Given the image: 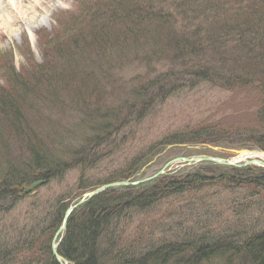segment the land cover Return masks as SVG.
<instances>
[{
  "label": "trees",
  "instance_id": "obj_1",
  "mask_svg": "<svg viewBox=\"0 0 264 264\" xmlns=\"http://www.w3.org/2000/svg\"><path fill=\"white\" fill-rule=\"evenodd\" d=\"M177 20L195 31L201 28L198 24H206L209 43L195 40L194 33L171 35L178 30ZM72 21L69 29L68 23L61 24V33L40 41L46 56L41 65L25 55L24 72L34 74L29 80L11 93L0 88V264H57L50 245L66 208L100 185L135 179L169 146L206 140L228 149L264 150V111L255 113V123L244 128L226 119L223 129L207 115L150 140L135 133L177 95L207 86L229 93L237 82L233 74L217 78L207 63L198 62L151 78L124 82L120 75L128 62L144 65L142 58L152 52L146 50L150 36L165 44L146 69L154 65L151 62H161L166 51L185 62L209 47L242 53V62L238 56L232 58L246 69L264 63V0H91ZM141 35L140 44L131 41ZM255 46L261 57L250 55ZM60 48L102 54V59L91 64L82 59L87 66L80 63L64 73L40 75L61 57ZM56 99L66 100L65 106L75 110V123L44 116L42 110L54 107ZM263 103L264 90L259 105ZM115 152L120 162L107 161L104 166L119 168L86 176L101 171V160ZM204 164L220 179L164 174L95 196L70 215L57 253L71 264H264V169ZM72 171L78 173L77 182L60 198L48 200L51 181H62ZM35 181H42L45 190L24 195L23 189ZM223 210L226 215L221 216ZM15 211L21 217L9 220Z\"/></svg>",
  "mask_w": 264,
  "mask_h": 264
},
{
  "label": "rangeland",
  "instance_id": "obj_2",
  "mask_svg": "<svg viewBox=\"0 0 264 264\" xmlns=\"http://www.w3.org/2000/svg\"><path fill=\"white\" fill-rule=\"evenodd\" d=\"M160 1L163 2V0ZM72 4L73 0H44L43 3H40V7L36 11L38 12V14H46L45 21L41 26H38L33 29V32L31 33L27 31L24 25H18L17 23L14 24V28L17 27V31L12 30L11 34L7 31L0 30V88L4 89L7 93L14 92L16 90V86L19 89V86L21 85L22 81L24 82L25 80H29L30 78L28 76L34 75L33 72H30V70L24 72L23 68L26 69V61L28 58L27 56H25L27 57L25 58L24 55H27V53H29L30 59L35 62V64H37L36 66L41 65L44 61V58L46 57L45 54L41 52V47L43 45H38V40H36L35 33L39 32L41 35H47V38L49 39L56 36L55 33H59L61 30L58 27L59 22L56 23L54 19H62L63 21H60L61 24L69 22L68 20L72 17L71 15L73 14L69 15L66 12L68 11V9L71 8ZM0 5L4 8V5H7V0H0ZM2 11H5V8ZM162 11L164 12L163 8ZM171 11L175 13L173 9H171ZM61 16H64V18H61ZM198 26H200L201 28L195 31L194 26L190 27L186 23H183V21L177 20L175 23V27L178 30L172 32L171 35L194 33L195 40L201 41L203 42V44H208L209 42H207L206 40L208 31L206 24L202 23L198 24ZM75 28L76 27H72V29ZM185 30L186 32L183 33V31ZM130 31H134L133 26L130 28ZM262 31H264L263 28ZM150 38L151 40L147 44L146 50L152 49V52L149 53L147 57L142 58L144 65L148 64L153 59L152 55L159 52L165 44L163 41H161V39L156 38L155 36H150ZM261 38L264 42L263 34ZM141 39L142 35L132 39L131 41L133 43L140 44ZM61 42H59V40L57 41L59 47L61 45L59 43ZM225 43L226 42H224L223 46H225ZM77 46L82 50L85 47L82 44H77ZM227 46L228 44L226 43V48ZM254 48H251L252 53L250 55L256 58L257 55L260 56V48L257 49L256 46ZM60 50H64L59 55L61 57L55 58V64L53 66L49 68L44 67L41 70L40 75H43L45 73L46 76L44 77H48L50 76L49 74L54 71L64 73L67 72L66 70H70L72 68V65H80V63L87 66L88 63L83 62L82 59L91 60L90 64L91 62H98L99 59H102V54L81 55L77 52H74L73 48H71V50L60 48ZM220 50L221 49L218 50L215 47L205 48L196 57L190 56L186 58L185 62H177L176 57L171 56V53L169 54V52L166 51L164 59H162L161 62H157L160 60L151 62L154 65L151 66V68L147 69V71H149V74L153 76L162 73L168 68L179 69L182 65H185L186 63L190 66H195L198 65L199 62L207 63V66H210L212 70L216 71L217 78L224 77V75L230 76L231 74H233L237 78V82L231 84V91L227 94L219 93V91L212 90L207 86V88L203 87L194 90L186 95H177L170 100L166 108L159 109L151 117V119L148 118V120H146L139 128L135 130V133H137L142 139L147 138L148 140H150L151 138H155L163 133L179 129L182 126H186L191 121L194 123V119L199 120L207 115L208 118L211 119V123L214 121L216 126L219 125L223 129L227 125L226 119L232 120L235 124L239 122L240 124H237L239 128H244L252 123H255V113H259V115H261L263 114L262 111H264V103L262 105H259L261 91L264 90V63H254L251 65V68L249 66L246 69L247 66L241 67V64H237L236 61H234L232 58L233 55L238 56L240 58V61L242 62V53H234V50H232L231 47H228L224 51ZM68 52H70L71 54L66 55L65 53ZM250 61H252V59ZM144 65L137 64L134 61L126 63V65L123 67L122 73L120 74L121 79L126 82L127 79L133 76H138L142 78L143 72L147 67H145ZM220 73L224 74L220 75ZM136 77H133V79ZM215 78L216 76L213 77V79ZM260 84L262 86H260ZM64 102H66V100L56 99L53 103L54 107L51 106L46 110L43 109L42 113L45 117L50 118L51 121L54 118L57 120L61 119L62 121L69 119V123H75L77 119V116L74 114L75 110L71 107L70 104H67L65 106ZM105 103H107L105 104L107 106L109 102L106 101ZM256 108L258 110H255ZM220 118H224L225 121H221ZM90 130L91 128L88 126L85 130H83V132L87 135ZM244 131H246V129H244ZM113 133L115 135V130L113 131ZM200 142V144L195 143L194 145L183 144L181 146L167 147L158 156H155L154 159L149 162V167L145 170V173L147 172L148 175H151L154 173L155 169H161V172L166 171L165 174L170 177L176 176V173H180L184 175L192 174L193 176L194 174H199L201 176L204 175L205 177L210 176L216 177L215 179H220L217 178L220 177L218 176L219 173L205 168L204 163L192 164L193 166H176L170 168V170H167V167H165L166 162L173 160V158L177 156L183 157L185 155L188 156L193 154H211L217 156H225V154H227L229 150L226 147L213 146L212 144H209V141L206 140H202ZM116 159L120 162L118 155L115 152L112 157L102 159L100 162L101 164L99 163V166H104L106 163H108L107 161H117ZM116 167L119 168V165L104 166L101 171H88L89 173H87L86 176L91 178L92 175L96 173H101L104 170L108 171L111 168L115 169ZM163 168L165 170H163ZM77 174V171L67 173L64 177L65 179H63V183L53 187L52 189H48V191L46 192L47 195L45 197H48V200L60 198L59 196L64 195L66 191L65 188L62 187L65 184L71 185L76 183L77 181L75 180L78 178ZM18 213L19 211L13 212V214L10 215L9 220H13V218H15ZM225 213L226 211L223 210L221 216L226 215ZM221 216L218 217L220 218ZM128 233L129 232H126V235Z\"/></svg>",
  "mask_w": 264,
  "mask_h": 264
},
{
  "label": "bare ground",
  "instance_id": "obj_3",
  "mask_svg": "<svg viewBox=\"0 0 264 264\" xmlns=\"http://www.w3.org/2000/svg\"><path fill=\"white\" fill-rule=\"evenodd\" d=\"M44 0H7L4 8L0 5V30L7 31L11 34L14 24H22L29 33L33 32L38 26H41L46 18V14H38L36 11L40 7V3ZM29 22V23H28Z\"/></svg>",
  "mask_w": 264,
  "mask_h": 264
},
{
  "label": "water",
  "instance_id": "obj_4",
  "mask_svg": "<svg viewBox=\"0 0 264 264\" xmlns=\"http://www.w3.org/2000/svg\"><path fill=\"white\" fill-rule=\"evenodd\" d=\"M208 160H210V159H208ZM195 161H196V160H195ZM226 163H227V164H230V163H228V162H226ZM36 185H37V184H33V185L30 187V189H33ZM120 185H127V183H116V184H113V185L104 186V187H101V188H99V189H97V190H95V191L89 193V194L86 195L85 197H86V199H89V198H91L92 196H94L95 194L99 193L100 191H102V190L105 189V188H108V187H110V186H120ZM25 192H27V190H26ZM83 202H84V198H83L81 201H79L75 206H78V205L82 204ZM73 209H74V206H73V207H70V208L66 211V213H65V215H64V219H63L62 227L59 229V231L57 232V234H58L61 230H63V228L65 227V224H66V218H67V216L69 215V213H70ZM55 238H56V236L54 237V239H53V241H52V246H51V248H52V253H53V255L55 256V258L57 259V261H58L59 264H68L66 261H64L62 258L58 257V255L56 254V252H55V247H56V245H55Z\"/></svg>",
  "mask_w": 264,
  "mask_h": 264
}]
</instances>
